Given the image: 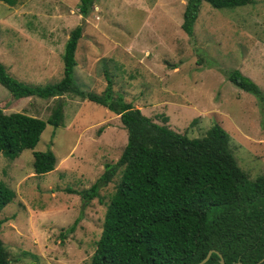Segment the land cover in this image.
Listing matches in <instances>:
<instances>
[{"label":"rangeland","instance_id":"obj_1","mask_svg":"<svg viewBox=\"0 0 264 264\" xmlns=\"http://www.w3.org/2000/svg\"><path fill=\"white\" fill-rule=\"evenodd\" d=\"M186 1L95 0L85 18L79 0L0 1V60L27 84L55 83L63 74L68 34L82 24L74 75L81 89L101 92L108 74L116 93L159 124L168 116L166 124L177 132L201 137L219 123L237 165L253 180L264 175V101L236 87L223 71L239 69L264 93V0L222 9L203 2L193 36L181 29ZM10 94L0 84L5 113L43 120L59 98ZM60 97L61 125L47 123L36 146L14 159L0 153V179L16 192L0 212L9 264H89L118 181L117 174L85 207L69 191L88 188L106 163H115L127 133L107 108L70 93ZM48 148L55 168L35 175L33 151ZM76 219L75 230L66 233Z\"/></svg>","mask_w":264,"mask_h":264},{"label":"trees","instance_id":"obj_2","mask_svg":"<svg viewBox=\"0 0 264 264\" xmlns=\"http://www.w3.org/2000/svg\"><path fill=\"white\" fill-rule=\"evenodd\" d=\"M0 1L14 6L20 0ZM94 1L79 0L78 12L83 18ZM203 2L222 9L253 0H187L181 29L189 36H193ZM82 32V24L70 30L62 51L63 74L55 83L27 84L11 75L0 60V84L17 99L74 94L118 115L126 130L127 141L118 160L106 163L88 188L69 189L81 197L85 207L118 174L89 264H192L209 250L221 253L225 264L259 262L264 258V175L249 179L237 165L229 149V135L219 123L212 124L201 137L177 132L166 124L168 116L163 115L159 124L116 93L108 74L101 92L81 89L74 75ZM223 73L236 87L264 101L258 84L239 69ZM56 99L46 120L18 111L5 113L0 108V153L14 159L24 149L36 146L47 123L61 125L63 108ZM56 162L50 148L33 151L35 175L51 172ZM15 195L0 179V212ZM77 223L74 220L66 233L73 232ZM61 237H65L62 232ZM9 262L0 237V264ZM204 264H221L218 254L213 252Z\"/></svg>","mask_w":264,"mask_h":264},{"label":"water","instance_id":"obj_3","mask_svg":"<svg viewBox=\"0 0 264 264\" xmlns=\"http://www.w3.org/2000/svg\"><path fill=\"white\" fill-rule=\"evenodd\" d=\"M213 252H215L216 254H218L220 263H221V264H225V261H224V259H223L222 254L219 253V252L216 251V250H209V251L207 252L206 256H205L201 261H199V262H197V263H192V264H204V263L209 259L210 255H211ZM263 260H264V258H262L259 262H261V261H263ZM259 262H257L256 264H258ZM234 264H241V263H240V262H236V263H234Z\"/></svg>","mask_w":264,"mask_h":264},{"label":"crops","instance_id":"obj_4","mask_svg":"<svg viewBox=\"0 0 264 264\" xmlns=\"http://www.w3.org/2000/svg\"><path fill=\"white\" fill-rule=\"evenodd\" d=\"M37 64H38V63H37ZM24 65H25V64H23V66H24ZM5 66H6V65H5ZM32 66H34V65H33V63L30 62V63L28 64V69H29L30 67H32ZM59 68H60V70H62V66H61V64H60ZM62 71H63V70H62ZM29 73H30V72H28V71H27V72L24 71V72H23V75H29ZM15 78H16V77H15ZM23 82H24V81H23ZM60 98H61V97H59V99H60Z\"/></svg>","mask_w":264,"mask_h":264}]
</instances>
